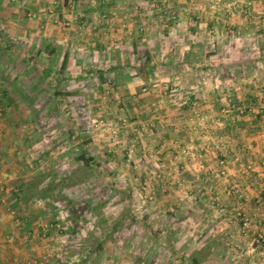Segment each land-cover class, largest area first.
Masks as SVG:
<instances>
[{"label":"crops","instance_id":"obj_1","mask_svg":"<svg viewBox=\"0 0 264 264\" xmlns=\"http://www.w3.org/2000/svg\"><path fill=\"white\" fill-rule=\"evenodd\" d=\"M0 42V264H264V0H0ZM54 106L127 124L54 142Z\"/></svg>","mask_w":264,"mask_h":264},{"label":"rangeland","instance_id":"obj_2","mask_svg":"<svg viewBox=\"0 0 264 264\" xmlns=\"http://www.w3.org/2000/svg\"><path fill=\"white\" fill-rule=\"evenodd\" d=\"M65 22H68L67 20L63 21V26L65 27H68L69 24H65ZM69 23V22H68ZM5 39H7L8 41H10V38L9 37H4ZM6 43V41H4ZM4 42H0V45H3ZM16 53L11 51L10 53H0V61H1V66H0V75L5 77V79H8V80H11L13 78H16L19 76V74L21 73L22 77H27L28 75V71H22L19 72V68L14 66V61L16 60ZM14 66V67H13ZM22 66H20L21 68ZM54 71H57V68H53ZM39 71H42L41 69H39ZM63 70L60 69V73H62ZM25 72V73H24ZM24 73V75H23ZM40 77L43 76V73H40L39 74ZM13 81V80H12ZM67 85V84H66ZM87 87V84L85 85ZM92 87V86H91ZM49 93H52L51 92V87H49V89H42V96L43 95H46L47 97L43 98L38 102L39 105H42L44 104L45 102H48L51 100V96L49 95ZM54 95V93H52ZM67 101V100H66ZM59 102V101H58ZM92 102H99V101H96V100H92L90 98V100H88V103L90 105H92ZM1 103L2 100L0 101V118H7L8 120L9 119H13L14 116H10V113L5 109V106L2 105ZM4 104V103H3ZM105 106L107 104H111L110 101L108 100H104L103 103ZM109 106V105H108ZM91 107V106H90ZM4 108V109H3ZM60 109H61V106L60 107H53V111H54V116H46V112L41 110V113L40 115H37V120L32 119V123H35L36 125H40L41 128H45L47 130L48 129H52L53 130V140L54 142L57 141V140H60V138H66L67 134H66V129L68 127H73V126H76V125H79L80 127V130H81V133L82 135H80L81 137H83L85 139V143L87 144L88 140L87 138L91 136V132H89L90 129H93L95 128V124L97 125V127H100L102 125V127H114V129H112L111 133L112 135L114 134L113 131L117 129H122L123 127L125 126H120V123H121V118L125 117L123 114H118V115H109L108 113H103L102 110H100V112L102 113H98L96 116H92V115H88L87 113L85 114H82L81 116H79L78 114H76V111L75 112H70L68 114V116H66V120H65V116L64 114H61L60 113ZM105 111H107L105 109ZM117 114V113H116ZM89 116V117H88ZM24 118V122H23V125H27L28 121H30L31 119L29 117H22ZM51 118H55L53 120H51ZM112 121V123H109V121ZM120 122V123H119ZM31 123V124H32ZM202 128V127H201ZM63 129V130H62ZM55 131V132H54ZM61 131V132H60ZM117 133H115L114 135L116 136ZM91 139V138H90ZM89 139V140H90ZM111 139L109 138V140H105L104 141V144H106V146L104 147V150H101L103 151V154L106 155L108 157L109 154H113L112 151L108 150L109 149V146H107L110 142ZM68 142L69 143H66V147L67 150H65L63 152L64 155H68V157L71 159L73 158H76L77 155H81L83 152L87 153L86 155H88L90 152L85 149L84 151L81 150L78 146V144L76 143V137H72V135H69L68 137ZM89 147H91L90 145H88ZM103 149V148H102ZM57 151V150H56ZM56 151H55V156L56 155H59V154H56ZM120 154H123V150L121 151ZM101 155V154H100ZM116 155V154H115ZM54 156V157H55ZM109 159V157H108ZM85 167H87L85 164H84ZM124 167V166H122ZM89 169L85 168L82 172L85 173V175H89L87 178H89L90 180H88L87 182L83 181V183L86 184V186H83L81 187L83 190L81 192V202L84 203V210L82 213H79V215H84L82 217V219H86L85 221L86 222H91L92 220L93 221H96L95 217L92 218V210L90 211L89 210V206L87 205V201H88V198L85 197V194L86 195H89L90 197V194L92 191L91 188H93V179H92V175L94 173L92 167H88ZM104 170H106L107 172L110 171L109 168H108V165L104 166L103 167ZM107 181V180H106ZM106 181H102L101 184H104L106 183ZM107 187V186H105ZM89 191V193L87 192ZM106 193V191L102 192V198L103 197H108L107 195H104ZM91 198V197H90ZM93 198V197H92ZM87 199V200H86ZM56 199L53 197L51 198V203H50V206H51V210L53 211L55 208H57V204L55 203ZM60 208V207H59ZM62 208V206H61ZM62 210V209H61ZM91 214V215H90ZM53 217L57 216V213L54 212L53 213ZM14 216V219L17 218L20 220V216L16 213L13 214ZM81 221L83 224L85 223V221ZM94 228L92 226H87V227H84L82 229L81 234L82 236L84 237H87V238H90V239H93L92 237L95 235L94 234ZM87 261H85L84 264H86ZM222 263L221 260L219 259H215V260H211V261H208L206 264H220Z\"/></svg>","mask_w":264,"mask_h":264},{"label":"built area","instance_id":"obj_3","mask_svg":"<svg viewBox=\"0 0 264 264\" xmlns=\"http://www.w3.org/2000/svg\"><path fill=\"white\" fill-rule=\"evenodd\" d=\"M65 24H67V23H65ZM69 24V23H68ZM120 123V122H119ZM127 124V119H126V117H123V118H121V123H120V126L122 127V126H125ZM197 125L198 126H200V127H202V128H205L206 127V125H207V122H206V117L204 116V115H198L197 116ZM117 130L118 129H116L115 131H113L114 132V134L117 132ZM219 164L222 166V168L224 167V165H225V160H220V162H219ZM224 171L223 170H221V174L223 173ZM249 223H250V218L249 217H243L242 218V225L244 226V227H247L248 225H249ZM255 243H257V244H261V243H263L264 242V233L262 232V233H259V234H257V236L255 237V241H254Z\"/></svg>","mask_w":264,"mask_h":264},{"label":"trees","instance_id":"obj_4","mask_svg":"<svg viewBox=\"0 0 264 264\" xmlns=\"http://www.w3.org/2000/svg\"><path fill=\"white\" fill-rule=\"evenodd\" d=\"M63 66H64V64H62V67L60 68L61 70H63ZM85 152H83L80 156H79V158L80 159H82L83 160V162H84V164L86 165V166H88L89 165V163L92 161V158H88V157H85Z\"/></svg>","mask_w":264,"mask_h":264}]
</instances>
